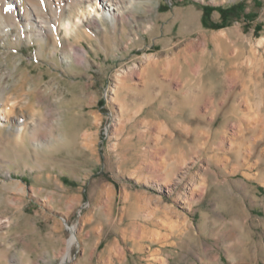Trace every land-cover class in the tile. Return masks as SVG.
Here are the masks:
<instances>
[{
	"label": "rangeland",
	"instance_id": "374dc122",
	"mask_svg": "<svg viewBox=\"0 0 264 264\" xmlns=\"http://www.w3.org/2000/svg\"><path fill=\"white\" fill-rule=\"evenodd\" d=\"M28 1L60 7L0 35V264H264V0Z\"/></svg>",
	"mask_w": 264,
	"mask_h": 264
},
{
	"label": "bare ground",
	"instance_id": "6f19581e",
	"mask_svg": "<svg viewBox=\"0 0 264 264\" xmlns=\"http://www.w3.org/2000/svg\"><path fill=\"white\" fill-rule=\"evenodd\" d=\"M58 1V0H56ZM110 3L115 4L120 8V3H123L126 8H128V3L130 5H135L136 0H108ZM51 15H44L39 11V7L35 4H31L28 0L19 1V0H0V35L7 36L12 33L13 29L21 32H28V38L31 40L34 36V29H45L44 24H50L51 21L57 23V16L54 15V10L58 9L60 6L54 4V2H50ZM11 9L10 11H6L5 9ZM107 8L104 10V14L108 17H112L113 11L115 8H111V6L107 5ZM7 15H11L12 18L10 20L6 19ZM79 21V20H78ZM78 23V22H77ZM72 23L68 21L67 31L70 33ZM257 47L264 49V36L257 42ZM256 54V53H254ZM258 59V56L254 57ZM261 61V60H260ZM261 66H264L261 65ZM256 69V68H254ZM5 222H0V229L3 227ZM75 241V236L70 242L69 246ZM71 258L70 250L68 251L63 264H67Z\"/></svg>",
	"mask_w": 264,
	"mask_h": 264
},
{
	"label": "snow or ice",
	"instance_id": "6c2138e0",
	"mask_svg": "<svg viewBox=\"0 0 264 264\" xmlns=\"http://www.w3.org/2000/svg\"><path fill=\"white\" fill-rule=\"evenodd\" d=\"M6 11H10L11 9L9 8V9H5Z\"/></svg>",
	"mask_w": 264,
	"mask_h": 264
}]
</instances>
